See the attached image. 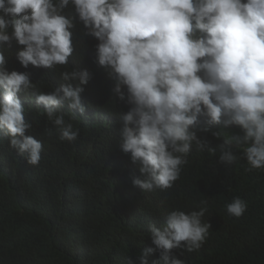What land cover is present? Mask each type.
<instances>
[{
    "label": "clouds",
    "instance_id": "1",
    "mask_svg": "<svg viewBox=\"0 0 264 264\" xmlns=\"http://www.w3.org/2000/svg\"><path fill=\"white\" fill-rule=\"evenodd\" d=\"M77 23L98 41L96 62L113 81V97L129 106L117 117L120 149L138 166L134 186L173 187L193 147L216 156L198 127L223 139L220 163L244 160L245 172L264 171V0H0V131L29 165H39L43 142L28 134L32 124L19 94L42 104L41 115L59 138L74 142L79 129L66 122L64 104L73 120L74 110L85 112L82 93L92 73L65 68L58 87L40 91L29 72L8 69L6 44L22 46L16 59L24 68L67 66ZM216 125L224 127L213 130ZM232 125L240 131L227 130ZM225 207L240 218L248 202L236 196ZM207 212L204 199L198 210L166 212L159 227L149 221L155 247L143 248L139 264H149L157 250L152 264H185L172 250L203 247Z\"/></svg>",
    "mask_w": 264,
    "mask_h": 264
},
{
    "label": "trees",
    "instance_id": "2",
    "mask_svg": "<svg viewBox=\"0 0 264 264\" xmlns=\"http://www.w3.org/2000/svg\"><path fill=\"white\" fill-rule=\"evenodd\" d=\"M74 43L68 65L56 69L24 68L16 59L22 46L15 40L6 44L8 69L29 72L40 91L58 87L65 68L88 69L92 78L82 93L85 112L74 110L78 116L73 120L64 104L66 122L79 129L74 142L59 138L57 128L41 115L42 104L19 94L32 124L28 134L43 142L39 165H29L0 131V264H139L143 248L155 247L148 222L159 227L166 212L198 210L204 199L209 237L197 252L173 249L172 255L185 264H264V171L245 172L244 160L233 166L220 163L223 139L198 127V135L217 148L216 156L193 147L173 187L143 192L134 186L138 166L120 149L117 117L129 106L113 97V81L96 62L98 41L84 35L82 24L74 29ZM227 130L240 131L235 125ZM236 196L248 202L240 218L229 216L225 207ZM159 255V250L150 255L149 264Z\"/></svg>",
    "mask_w": 264,
    "mask_h": 264
}]
</instances>
